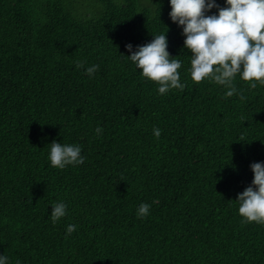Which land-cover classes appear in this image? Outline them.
Returning <instances> with one entry per match:
<instances>
[{"label": "trees", "instance_id": "1", "mask_svg": "<svg viewBox=\"0 0 264 264\" xmlns=\"http://www.w3.org/2000/svg\"><path fill=\"white\" fill-rule=\"evenodd\" d=\"M169 11L168 0H0V254L10 264H264V224L242 223L235 201L264 161V85L237 77L243 99H225L222 86L188 79L157 95L125 45L168 27L184 80L190 53ZM82 59L100 66L93 78L76 68ZM53 139L81 144L84 163L51 167ZM61 199L68 214L53 224ZM142 202L150 214L139 219Z\"/></svg>", "mask_w": 264, "mask_h": 264}, {"label": "clouds", "instance_id": "2", "mask_svg": "<svg viewBox=\"0 0 264 264\" xmlns=\"http://www.w3.org/2000/svg\"><path fill=\"white\" fill-rule=\"evenodd\" d=\"M147 2L151 4L152 0ZM168 5V16L181 29L184 38L182 50L190 53L185 79H181L180 71L183 61L168 51V27L165 32L151 34L152 39L146 43L135 46L127 43L125 48L129 54H123L139 70L142 79L155 84L157 95L183 91L188 79L197 84L208 81L222 86L225 99L241 96L236 86L237 77L251 89L264 85V0H224L223 6L217 0H168ZM86 64V59L79 60L76 68L93 78L100 66L86 67ZM94 131L100 135L103 128L97 126ZM161 131L153 126L155 138L161 136ZM47 146L51 167L63 170L81 165L86 159L79 143H61L53 139ZM250 169L253 179L235 199L237 214L242 223L264 224V161L252 162ZM50 205L53 224L67 216L68 204L64 200H53ZM150 208L149 203H140L136 209L137 218H146ZM76 228L77 225L69 223L66 236ZM0 264H10L9 256L0 254Z\"/></svg>", "mask_w": 264, "mask_h": 264}]
</instances>
